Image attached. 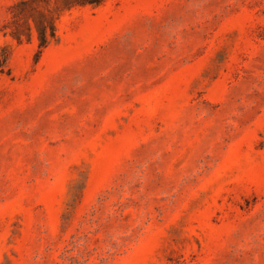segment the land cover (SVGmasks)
I'll list each match as a JSON object with an SVG mask.
<instances>
[{
	"label": "rangeland",
	"instance_id": "374dc122",
	"mask_svg": "<svg viewBox=\"0 0 264 264\" xmlns=\"http://www.w3.org/2000/svg\"><path fill=\"white\" fill-rule=\"evenodd\" d=\"M18 1L0 264H264V0L62 8L40 54Z\"/></svg>",
	"mask_w": 264,
	"mask_h": 264
},
{
	"label": "trees",
	"instance_id": "16d2710c",
	"mask_svg": "<svg viewBox=\"0 0 264 264\" xmlns=\"http://www.w3.org/2000/svg\"><path fill=\"white\" fill-rule=\"evenodd\" d=\"M106 0H55L51 8V0H19L13 9V30L10 35L17 42H30L33 32L38 42V54L57 39L56 20L60 9L75 6L99 7ZM8 71V55L0 52V74Z\"/></svg>",
	"mask_w": 264,
	"mask_h": 264
}]
</instances>
